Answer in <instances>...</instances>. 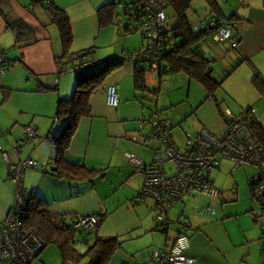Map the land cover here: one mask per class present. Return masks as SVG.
I'll return each mask as SVG.
<instances>
[{
  "label": "crops",
  "instance_id": "obj_1",
  "mask_svg": "<svg viewBox=\"0 0 264 264\" xmlns=\"http://www.w3.org/2000/svg\"><path fill=\"white\" fill-rule=\"evenodd\" d=\"M108 1L110 0L106 2ZM52 2L59 7L63 4L66 6V10L72 16L71 25L80 20L77 17L73 19L75 6L67 3V0ZM215 5L217 11H209L204 17L209 15L229 17L234 14L231 19L235 25L231 31L236 38L239 37L238 43L235 47H230L227 42H219L211 34H203L198 39L196 47L214 59L211 75L214 74L216 80H222L230 72L231 75H236L231 71L232 64L242 63L244 66L245 60L256 62L264 59V11L259 10L261 6L259 0H215ZM47 6L48 4L42 0H0V54L4 55L9 65L8 71L6 69L2 72L4 74L0 72V224L15 194V183L10 179L8 162L3 153L5 152L11 161L23 159L21 150L25 145H22V137L24 135L26 139L25 129L32 126L35 127V136L26 141L33 142V147L26 157H33L46 167L41 169L28 166L24 169L22 176L24 193L42 198L48 211L54 216L101 212L103 219L97 229V235L118 236L122 240L119 249L125 250L123 246L127 242L125 252L120 254L121 264H153L150 252L170 244L177 233V218L181 217L189 222L186 229L190 238L188 253L194 256V264H259L261 246L264 244L261 229L264 223V209L260 206L262 212L258 214L253 210V204L243 209L245 212L249 211V216L241 220L232 219L241 211L223 204L224 201L231 200V197L224 196L223 189L219 187L225 175H228L224 168L228 164H220V161L226 160L225 158L210 171V180L218 189V196H208L205 200L192 195L181 197L167 213L170 221L165 230L155 228L151 201H130L141 186L142 175L130 165L126 153L134 152L147 160L156 146L154 141V146L151 147L153 142L149 141L152 139L143 142L138 138V126L143 122L145 130H149L147 121L154 109L147 110L144 106L146 97L143 95L150 92L153 98L159 93L160 89L156 93L154 91L160 84V76L152 70L145 69L143 71L145 86L135 85V64L127 58L114 67L104 77L102 84L90 93V113L80 117L65 150L67 160L100 171L79 176L70 172L58 175L49 170L54 167L52 160L55 146L52 137L58 133L60 127V123L58 125L53 123L57 100L59 97L70 96L77 77L86 71L76 72L70 69L79 60L75 54L60 60L63 53L58 45V42L62 41L61 33L58 25L50 19ZM231 7L235 8L226 15L227 8ZM88 17H91L90 24L95 26L94 16ZM204 17L198 19L194 14L190 20L196 22L204 20ZM119 20L118 23L110 25L118 29L119 25L123 24L125 34L138 30L143 35L139 22L132 20L133 24H130L126 20ZM81 28L87 40L95 33L89 25H72L76 37ZM127 41L129 44L130 40ZM142 43L138 48L144 45ZM136 49L116 45L114 52L127 50L121 54L124 56L123 54ZM95 52L97 53L96 49ZM90 55L96 57L94 53ZM215 66L219 69H215ZM223 71L228 74L224 76ZM66 72L75 74V80L70 74H64ZM108 82H114L118 86L117 106L105 103L104 87ZM254 90L255 94L250 97L252 102H256L259 97V92L255 88ZM167 100H170L171 107L175 105L174 99ZM219 108L221 112L229 110L233 113L237 110L231 105V101H226L225 109L220 104ZM175 110L177 109L168 110L172 112L173 117L170 118L160 110L163 117L169 118L170 132L173 135V125L180 123L181 114L186 112L184 106L182 111H177V115ZM199 117L204 123H188L186 127L183 126V133L187 130L195 132L201 126L214 132L220 131L222 126L224 128L222 122L218 128L216 117L211 119L200 115ZM258 123L264 127L262 120ZM16 144L19 147L15 146ZM248 168L243 169L245 174L251 172ZM233 182L240 186L237 176L233 178ZM250 198L254 200L251 196ZM200 206H211L215 208V212L198 213L197 208ZM260 215L262 216L259 218ZM161 231L165 234L163 244L156 246L157 241L163 239ZM148 247L150 248L146 249ZM116 255H119L118 250L115 252Z\"/></svg>",
  "mask_w": 264,
  "mask_h": 264
},
{
  "label": "built area",
  "instance_id": "obj_2",
  "mask_svg": "<svg viewBox=\"0 0 264 264\" xmlns=\"http://www.w3.org/2000/svg\"><path fill=\"white\" fill-rule=\"evenodd\" d=\"M159 0L141 2L132 9V16L139 14L143 19L144 32L147 42L139 49L123 54L134 64H141L145 69L157 73L169 68V63L162 58L169 48L164 49L162 25L168 20L164 10L160 8ZM49 4V3H47ZM155 4H158L157 6ZM195 35L211 34L219 42H227L235 47L239 37H235L231 28L235 25L233 19L206 16L204 20L191 22ZM76 64L70 67L76 72L87 71L100 64V58L93 55L79 57ZM9 65L3 54H0V72L8 69ZM104 100L107 105L117 106L119 103L118 86L108 82L104 87ZM55 120V118H54ZM224 128L214 132L205 126L197 131H184L183 145H178L170 132L169 118L163 117L160 110H154L148 118L149 130H145L143 122L138 126V138L143 142L152 139L156 146L147 160L134 152L126 156L133 169L143 177L138 191L130 198L134 201H151L153 203L154 219L158 227H168V211L181 197L203 194L211 197L218 196V189L211 183L210 171L222 158L232 163V169L239 166H251L255 173L249 178L251 191L264 204V146L258 140L253 124L258 121L254 107L249 106L237 115L229 110L224 111ZM35 127L27 126L26 139L34 138ZM8 162L10 179L15 183V194L4 219L0 224V264H31L41 251L44 243L40 235L33 229L24 227L18 210L23 196L22 176L28 166H36L37 160L25 157L11 161L4 152ZM41 164L40 168L44 169ZM198 213H213L215 208L200 206ZM103 216L96 213H76L68 217L67 224L82 228L86 231H97ZM189 222L177 218V233L168 245H163L150 252L153 264H194L195 258L188 253L190 245L186 229ZM264 234V227L262 228ZM264 264V245L261 248V260Z\"/></svg>",
  "mask_w": 264,
  "mask_h": 264
},
{
  "label": "trees",
  "instance_id": "obj_3",
  "mask_svg": "<svg viewBox=\"0 0 264 264\" xmlns=\"http://www.w3.org/2000/svg\"><path fill=\"white\" fill-rule=\"evenodd\" d=\"M42 1L49 3L47 6L49 17L58 25L61 39L65 46L73 39L72 25L68 14L62 7H59L52 2V0ZM145 1L148 0H141V2ZM192 1L193 0H159V5L155 4L164 10L168 20L170 15L175 18V22L171 27H167L166 25L168 20L162 25L163 34L165 36L163 41L164 49H167V46L170 44L172 45L174 42H176V45L174 47L171 46L168 52L162 57L170 66L166 71L163 70L160 72L159 83L163 78L161 75H166L165 73L170 71H181L185 73L189 79L194 78L203 84L207 89L206 97H209L212 94L213 88L219 85L221 81L213 79L211 75L212 62L214 59L210 58L207 54H203L201 49L196 47L201 34L195 35L190 25L192 21L188 15V10L191 7ZM113 3L114 2L108 1L97 8V20L100 26L113 22L114 15L116 14ZM209 3L212 5L211 10L217 11L215 0H209ZM136 6L137 0L126 3V13L131 19L139 22V25L143 30V37L146 39L147 35L144 32L143 19L139 17V14H137L136 17L132 16V9ZM166 8H168V10ZM233 16L235 15L231 14L229 17H218L231 19ZM81 53L89 55L93 54V51L90 47L75 52V55H69V50L65 48L62 56L60 55V60H62L63 57L67 58L73 55L79 57ZM99 60V65L77 77L74 89L70 96L59 97L57 100L54 116L55 120L53 123L55 125L60 123V127L58 133L52 137L55 146V153L52 160L54 167L49 170L58 175L63 172H70L73 175L76 174L81 176L86 175L87 173H92L93 171H100L86 168L82 166L83 164L69 161L65 157V150L70 143V139L78 125L80 117L90 113V93L102 84L104 77L112 71L114 67L123 61L122 56L119 55L105 56ZM145 68L139 63L134 65V83L139 87L145 86L143 80V71ZM253 70L254 74L252 76V83L257 91L260 94H263L264 77L254 66ZM159 89L160 84L155 88L154 93ZM217 106L219 113L222 114L223 117L224 111L221 112L218 103ZM253 131L258 140L261 141L264 146V127L256 121L253 124ZM40 165L41 164L37 161L36 166L40 168ZM251 193L253 197L256 198L252 191ZM256 200L259 202L258 198H256ZM261 206L264 209V204H261ZM18 214L24 227L33 228L41 236L44 246L47 241L56 242L58 244L62 257L61 264H74V262L78 261L80 258L85 257H87L86 264H107L116 249H118L122 243V240L118 236L101 237L97 235V231H87L88 236L93 235L91 237L92 239H88L87 237L82 239V242L85 244V249L79 251L75 247L76 230L78 227H72L67 224L68 217H71L73 213L67 215L61 214L60 216L51 215L45 206V201L33 194L26 195L23 193ZM99 214L102 215L101 212H99ZM155 228L160 227H158L157 224ZM166 228L162 227L160 229L165 230Z\"/></svg>",
  "mask_w": 264,
  "mask_h": 264
},
{
  "label": "rangeland",
  "instance_id": "obj_4",
  "mask_svg": "<svg viewBox=\"0 0 264 264\" xmlns=\"http://www.w3.org/2000/svg\"><path fill=\"white\" fill-rule=\"evenodd\" d=\"M106 1L107 0H67V3H70L71 5L75 6L73 19H76V17L78 19L80 18V20L77 23H73L72 25H77V26H80L81 24L89 25L93 29V31H95V33L92 36H90L89 40H87L82 28L76 34L77 37L74 35L72 31L73 39L71 42L67 43L65 46L63 45L62 41L58 42L61 51L67 48L69 50V55H72L75 52L81 50L82 48L91 47L92 51L94 49L93 53L97 58H104L105 56L107 57L109 55L120 56L123 52L127 51V50L124 51L120 50L119 52H114L116 45H125L126 48L128 47L129 49H136L141 45L142 40H143L142 44H145L147 42V39H145L138 30L128 32L127 34H125L123 24H120L118 29L113 27V25H110L112 23H118L120 21L119 19L126 20L130 24H133L132 22L133 19H131L129 15L126 13V3H130L133 0H110L111 2H114L113 5L115 7V12H116L113 18V22L110 24H105L100 26L97 20V8L100 5L106 3ZM259 1L261 3L259 10L263 12L264 0H259ZM220 3L223 4L224 1H220ZM60 6L64 8L66 7L64 4ZM234 8L232 7L227 8L226 15H229ZM76 9H79V11H76ZM166 9L168 10V8ZM209 11H212L209 0H193L191 7L189 8L188 15L190 19L193 18L194 14L196 18L203 19L205 13L206 15H208ZM66 12L68 13L67 10ZM199 13H201V15ZM88 15L94 16L95 26H92L90 24L91 17H88ZM69 17L70 19H72V16L69 15ZM205 18L206 16L204 17V19ZM174 22H175V18L170 15L169 20L167 21L166 24L167 27H171L174 24ZM127 40H130L129 44ZM95 49L98 54L95 52ZM128 51H132V50H128ZM83 56H85V54L81 53L79 57L82 58ZM243 63H245L244 66L242 65V63L239 64L235 63L230 66L233 67L232 68L233 70L231 71H233V73L236 75H231L232 74L231 72L228 74V72L223 71L224 76H226L227 74L228 75L224 79L220 80L221 82L219 85L213 88L212 94L209 97H206L207 89L205 88V86L196 79L194 78L189 79V77L181 71L167 72L165 73L166 75H164L162 80L160 81V91L158 94L153 96V98L150 92L149 94L145 93L143 95L144 97H146V99H144V106L147 107L148 111L152 109L154 110L160 109L169 118L173 116H172V112L169 111L170 112L169 113L168 110H170L171 108L177 109L174 111L175 115H177L178 113L177 111L180 110L182 111L183 106L185 107L186 112L182 113L180 116L181 122L178 124H174L172 127V131L174 132V135L173 134L172 135L175 138L176 143L180 146L183 145V141H184L183 126L186 127L188 123L190 124L191 123L200 124L201 122L204 123L202 118L199 117V115L205 117L206 119H211L216 117L218 128L220 127L221 122L224 123L223 117L218 112L217 103L220 104L223 109H225L224 105L226 104V101L227 102L231 101V105L237 108L235 112L232 110L235 115H237L243 109L249 106H253L254 114L257 120L258 121L262 120V123L264 124V93L263 94L259 93V97L256 100V102H252V100L250 99L252 94H255V90H254L255 86L252 83V76L254 72L253 66L258 70V72L262 76H264V59H261L260 61H256V62L245 60ZM215 69L218 70L219 69L218 66H215ZM6 71H8V69ZM1 74L4 73L1 72ZM64 74H70L71 76H73L75 80V74H73L72 72H66ZM212 78L216 79L214 77V74ZM2 97L3 96H1V98ZM12 97H14V95ZM167 99H174L173 102L175 103V105L171 107L170 100ZM54 116L55 113L53 117ZM55 128L56 127H54L53 131L56 130ZM222 130H223V126L220 131H216V132H221ZM22 139H23L22 145L23 146L25 145V148H23L21 152L23 156L22 158H25L28 155L29 151L32 149L33 142L32 143L27 142L26 139L24 138V135ZM149 142L150 143L153 142V145H151V147L154 146L153 140H150ZM15 146H17V144ZM220 162H221L220 164H228L224 167L227 170L228 175H225L222 184L219 187L223 189L224 191L223 194L225 197L227 198L231 197V200H226L223 202V204L227 206H232L233 210L237 209V211H241L239 212L240 214L234 215L232 219L236 220L238 218L239 220H241L242 218L249 216L248 215L249 211L245 212L243 211V209L250 207L253 204H254V209H253L254 212L260 214L262 212L260 208L261 204L256 200V198L253 197L249 184V178L250 176H252V174L255 173V169L251 166H239L238 168L231 170L232 163L230 161L226 159ZM33 167L38 168L37 166H33ZM245 167H249L248 169L251 170L249 174L244 173L243 169ZM235 176L239 178L240 186H238L236 182H233V178ZM250 196L254 199L253 200L254 203H252L253 201L251 200ZM207 197L208 196L203 194L196 195L197 199H202V200H205ZM152 213L154 216V211H152ZM261 216L262 215L258 217L260 218ZM160 233L162 234L163 239L161 241H157V243L155 244L156 246H160L163 244L165 234L163 231H161ZM92 236L93 235L88 236L86 230L77 228L75 247L79 251H83L85 249V244L82 242V239H84L85 237H87L88 239H92L91 238ZM262 238H263L262 241L264 242V236ZM140 241H142V239H140ZM126 243L127 242H125L123 246L125 250H126L125 247ZM149 248L150 247L146 249ZM117 250L119 255L115 256V252ZM125 250L119 248L116 249V251L112 255V257L113 256L115 257H113L114 259L111 261L110 264H121L120 254L122 252H125ZM112 257L110 258V260L112 259ZM61 260L62 257L60 254V249L58 244L56 242L47 241L45 246L39 252L38 256L33 259L32 264H61ZM110 260L108 261L107 264H109ZM86 262H87V257L80 258L78 261L74 262V264H86Z\"/></svg>",
  "mask_w": 264,
  "mask_h": 264
}]
</instances>
